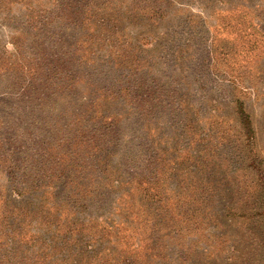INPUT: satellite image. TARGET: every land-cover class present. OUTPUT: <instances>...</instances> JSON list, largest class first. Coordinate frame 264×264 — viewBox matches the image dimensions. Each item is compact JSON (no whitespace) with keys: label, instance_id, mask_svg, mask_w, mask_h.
<instances>
[{"label":"rangeland","instance_id":"rangeland-1","mask_svg":"<svg viewBox=\"0 0 264 264\" xmlns=\"http://www.w3.org/2000/svg\"><path fill=\"white\" fill-rule=\"evenodd\" d=\"M226 208L264 212V0H0V264H217Z\"/></svg>","mask_w":264,"mask_h":264},{"label":"trees","instance_id":"trees-1","mask_svg":"<svg viewBox=\"0 0 264 264\" xmlns=\"http://www.w3.org/2000/svg\"><path fill=\"white\" fill-rule=\"evenodd\" d=\"M235 115H236V120L239 123L240 136L238 137V139L241 138L243 139V146H244V142L245 141L248 142L250 140L253 132L249 121V117L244 112V110L242 109V105L239 102L235 103ZM73 126L75 127V125ZM242 161L246 164L244 165L246 169L253 170V172H255L254 169L258 170L257 166H255V159L248 160V158H242L241 162ZM212 162L213 164L210 163L207 165L201 164V166L212 167L215 165V161L213 160ZM200 168L202 169V167ZM259 171L261 172V170ZM209 175L211 176V180H208L209 182H205L203 186L198 185V188L194 194V202H196L198 205L195 206L196 208L191 209V212L196 213L197 215H191V214L188 215L189 217H195V219H197V217L202 218L200 223L203 222V219L205 217V215H203V212L206 209V203L209 202L214 197L212 193L213 190L216 189L215 187H219V185L221 184L220 182L221 181L223 182V180L227 178V177L226 178L223 177L221 180H218L211 174V172ZM257 181L259 183L262 182L260 178H257ZM258 186L260 187V184H258ZM261 195H263V193ZM221 213H222L221 215L217 213L215 215L212 214L213 215L212 229H214L215 231L217 230L219 233L214 236V238H216L218 242L219 250H217V252L213 256L212 258L213 261L215 263L217 262V264H247L244 258L240 259V257H242V254L240 257L238 256L239 247L246 244V246L243 247L242 250L250 248L248 254H250L252 251H257L258 241L254 235L257 234L258 228L256 226L254 228H249L247 230V233L241 232L240 229H238L237 232H230L228 231L229 225L225 222H221V219L225 220V218H227L228 216L235 218L243 217V218H247L248 220H254V222L255 221L257 222V220L253 218L261 217L262 215H264V212H253L252 209H246V208L244 210H241L240 208L239 209L226 208L222 210ZM217 218L219 220H217ZM208 219L209 220H207V222L209 223L210 218ZM165 220H166V225L164 226L165 227L164 229L167 230L168 234L177 235V233L180 231L179 228L180 226L174 224L175 222H173V220L170 219L169 217ZM250 233L253 235V237H251V239H248V237H250V235L248 234ZM180 261L181 263L188 261V257L183 256L182 260ZM103 264H133V262L130 260L129 257L120 255V257H115V258L110 257L109 261L108 262L104 261Z\"/></svg>","mask_w":264,"mask_h":264}]
</instances>
